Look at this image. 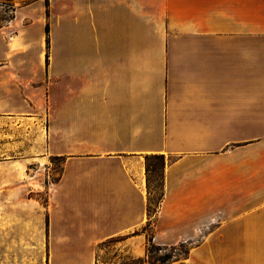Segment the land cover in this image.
<instances>
[{"label":"crops","instance_id":"obj_1","mask_svg":"<svg viewBox=\"0 0 264 264\" xmlns=\"http://www.w3.org/2000/svg\"><path fill=\"white\" fill-rule=\"evenodd\" d=\"M0 16V264H95L112 236L140 255L148 154L151 242L264 264V0H0Z\"/></svg>","mask_w":264,"mask_h":264},{"label":"rangeland","instance_id":"obj_2","mask_svg":"<svg viewBox=\"0 0 264 264\" xmlns=\"http://www.w3.org/2000/svg\"><path fill=\"white\" fill-rule=\"evenodd\" d=\"M4 4H9L3 1ZM2 18V16H0ZM61 159H50L49 178H55ZM160 170L158 165L148 174L147 199L150 204L148 207L151 212L157 205L160 194ZM43 195H39V200L43 202ZM158 206V205H157ZM156 210V209H155ZM155 213V212H154ZM145 236L144 250L140 255H133L127 244L125 236H112L96 243L93 250V261L95 264H169L171 261H178L176 264H182L188 250L187 244H177L171 246H160L151 242V228L143 225L140 229ZM180 261V262H179Z\"/></svg>","mask_w":264,"mask_h":264},{"label":"trees","instance_id":"obj_3","mask_svg":"<svg viewBox=\"0 0 264 264\" xmlns=\"http://www.w3.org/2000/svg\"><path fill=\"white\" fill-rule=\"evenodd\" d=\"M46 29V28H45ZM158 165V168L160 170V194L157 200V205L161 198V191H162V170L164 166V157L162 154H148L144 156V170H145V187H146V193H147V187H148V174L149 172L155 168V166ZM157 205L152 209L150 212L148 207L150 206L148 199L146 201V214H147V221L145 223V226H150L151 219L153 218L155 209Z\"/></svg>","mask_w":264,"mask_h":264}]
</instances>
